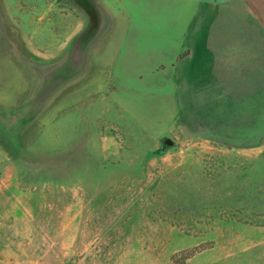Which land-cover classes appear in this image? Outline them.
I'll list each match as a JSON object with an SVG mask.
<instances>
[{
  "label": "rangeland",
  "instance_id": "374dc122",
  "mask_svg": "<svg viewBox=\"0 0 264 264\" xmlns=\"http://www.w3.org/2000/svg\"><path fill=\"white\" fill-rule=\"evenodd\" d=\"M109 5L0 0V264H264V3Z\"/></svg>",
  "mask_w": 264,
  "mask_h": 264
},
{
  "label": "crops",
  "instance_id": "0c3cea01",
  "mask_svg": "<svg viewBox=\"0 0 264 264\" xmlns=\"http://www.w3.org/2000/svg\"><path fill=\"white\" fill-rule=\"evenodd\" d=\"M255 1H258L259 3L260 2H263L264 3V0H255ZM96 2L101 7L108 8V10H109L108 11V14L111 15V9H110V5L109 4H111V2H113V0H96ZM200 3H204V5L207 4V6H209L211 8V10L213 9V7H217L218 9H221V10L225 11V9H224L225 8L224 7L225 6V0H209V1L208 0H200ZM192 7L193 8H190L191 13L189 15H185V16H190L192 13L196 12V8L198 6H196L195 10H194V6H192ZM221 10H220V12H222ZM211 16H212V14L211 15H208L206 17H207V19L209 18L211 20H214V18H210ZM189 19L190 20L191 19L193 20V18H189ZM219 20H221V19L219 18ZM221 21L224 22V20H221ZM219 34H220L219 37H221V40H223L224 37H225V30H222L221 33H219ZM179 36L180 35H178L177 37H179ZM220 44L221 45H217V48L219 46V51L222 52L224 54V56H222L221 61L219 59V64L217 65V68L216 69H217V72L218 73H221V74L225 75V64H228L227 66H229V63L228 62H229L230 59H228V61H227V59L225 58V50L223 51L221 49L222 47L225 46V41H223V42L221 41ZM191 48H192V46H191ZM193 53H195V50L194 49H193ZM237 60H239V59H237ZM259 62L261 63V57H259ZM230 69H232V67H230Z\"/></svg>",
  "mask_w": 264,
  "mask_h": 264
},
{
  "label": "water",
  "instance_id": "95a60500",
  "mask_svg": "<svg viewBox=\"0 0 264 264\" xmlns=\"http://www.w3.org/2000/svg\"><path fill=\"white\" fill-rule=\"evenodd\" d=\"M80 2H82V3H84L85 2V0H79ZM170 142H166V144H169Z\"/></svg>",
  "mask_w": 264,
  "mask_h": 264
}]
</instances>
